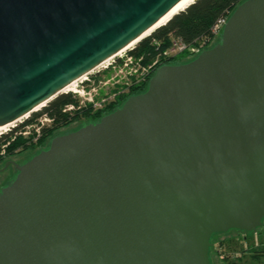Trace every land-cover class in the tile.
Segmentation results:
<instances>
[{
  "label": "water",
  "instance_id": "water-1",
  "mask_svg": "<svg viewBox=\"0 0 264 264\" xmlns=\"http://www.w3.org/2000/svg\"><path fill=\"white\" fill-rule=\"evenodd\" d=\"M180 1L0 0V128ZM10 165L0 264H211L214 235L264 227V0L239 4L211 48L160 67L146 92Z\"/></svg>",
  "mask_w": 264,
  "mask_h": 264
},
{
  "label": "trees",
  "instance_id": "trees-1",
  "mask_svg": "<svg viewBox=\"0 0 264 264\" xmlns=\"http://www.w3.org/2000/svg\"><path fill=\"white\" fill-rule=\"evenodd\" d=\"M245 1L246 0H197L184 12L179 13L166 25L160 27L153 32L151 36L145 38L137 44L131 54L134 56L145 55L147 58H152L160 51L166 50L169 45H171L173 39H180L188 44L201 40L202 42H205L206 49L211 48L219 39L216 38L212 32L214 25L222 17L229 18L236 7ZM154 41H157L160 44V47L156 46ZM187 56L189 58L187 61L181 60L180 55L179 57L169 59L164 63L165 65L187 63L197 57L190 56L189 54H187ZM155 73L156 72L152 74L151 78ZM151 78L142 86H132V93L122 97L117 104H113L97 111H95L93 106L90 105L77 109L74 112L65 113L64 110L68 105L79 106V99L71 93L61 94L54 100L50 101L42 110L33 113L29 120H27L23 125H30V123H33L35 120L37 121L43 117H48L52 120V124L49 127H44L42 129V134L39 136L37 143L30 142L33 138L26 140V138L19 136L14 139L16 133L18 132V129H15L0 136V152L5 149L6 155L12 156L17 149L22 147L24 150L35 149L37 150L35 154H37L47 148L53 137L63 131L72 129L71 127L75 124H79L77 126L79 127L84 123L98 122L104 116L114 112L129 97L146 92ZM4 159L5 157H0V162ZM250 251L252 252L253 250H249V252ZM253 252L255 253L254 259L257 258L256 260H260L262 255L258 254L259 251Z\"/></svg>",
  "mask_w": 264,
  "mask_h": 264
},
{
  "label": "built area",
  "instance_id": "built-area-1",
  "mask_svg": "<svg viewBox=\"0 0 264 264\" xmlns=\"http://www.w3.org/2000/svg\"><path fill=\"white\" fill-rule=\"evenodd\" d=\"M228 19H229L228 17L220 18L217 21V23L214 25V27L212 28V32L214 33L216 38L220 37L223 31V28L226 25ZM154 44L160 47V44L157 41H154ZM135 47L136 46H134L133 48L127 51H124L123 53H120L112 57L111 59L102 63L91 74L85 75L82 78L75 81L74 85L70 87V90H68L67 92L63 94L71 93L77 96L79 99V106L68 105L65 108L64 112L65 113L74 112L77 109L90 106V105L93 106V109L95 111L102 110L104 107H106L108 103H111L112 100L115 99L116 94H118V92H121L122 90H126L127 88H130L132 86H142L145 83H147L148 80L151 78L152 74L156 72V70H158L160 67L165 65L164 63L165 61L179 57L180 55H183V54H189L190 56H198L201 52H203L206 49L205 42H202L201 40L188 44L180 39H173L171 42V45H169V47L166 50L160 51L152 58L151 57L147 58L145 55L134 56L133 54H128V52H132ZM110 69L114 70L115 72L118 71L116 75L118 77L120 76L121 73L124 74V79L126 80V83H124V85L126 87L125 88L121 87V89L111 99H109L108 97L104 99H100L99 93L95 88L88 90L89 83H91L90 78L96 72H99L101 70H110ZM120 80H118V82L116 83H119ZM110 82L111 81H109L108 84ZM108 84H105V85H108ZM118 86L120 87V84H118ZM30 117L31 115L20 120L18 123L14 124L5 133L7 134L11 130L18 129V132L16 133L14 139L19 136L27 137L31 131L36 132L39 137L43 127L45 126V122L52 123V120L50 118L43 117V118L38 119L34 123H31L29 126H25V128L20 129V127L24 125L25 122L29 120ZM0 153L4 154L5 149H3L2 152ZM261 229H264V227ZM254 234L256 238L255 246L258 247L260 246L259 239H261V237L262 238L264 237V232H263V236H261L262 234L260 233V229H259L258 232ZM244 236L245 235H243V237ZM246 237L247 235L245 236V240L247 239ZM217 251H218L217 254L224 261L231 257L230 255L228 256V254H226V252L222 248H220Z\"/></svg>",
  "mask_w": 264,
  "mask_h": 264
},
{
  "label": "rangeland",
  "instance_id": "rangeland-1",
  "mask_svg": "<svg viewBox=\"0 0 264 264\" xmlns=\"http://www.w3.org/2000/svg\"><path fill=\"white\" fill-rule=\"evenodd\" d=\"M131 53L132 52H128V54H131ZM181 60L183 61L189 60L187 54L181 55ZM117 72L118 71L115 72L114 70L110 69V70H101L99 72L94 73L90 78L91 83H89L88 90L95 88L99 93L100 99H104L107 97L109 99L113 98L115 96V93H117L116 88L126 87L124 85V83H126V80L124 79V74L119 73L120 76L118 77L116 76ZM118 80H120V82L116 83L118 82ZM109 81L111 82L108 84ZM105 84H108V85H105ZM118 84H120V87L118 86ZM51 124L52 123L45 122L44 127H49ZM78 125L79 124H75L73 127L76 128ZM25 126H29V125L27 124ZM25 126L22 125L20 129L25 128ZM41 134H42V131H41ZM24 138H26V140L33 138L32 141H30L32 143L33 142L37 143V140L39 139L37 133L34 131H31L30 134ZM21 150H24V149L22 147L20 149H17L14 155L12 156L6 155V152L4 155L0 154V157H5V159L2 162H0V169H4L6 164L10 161L24 163L28 161L29 159H31L37 151L35 149H26L24 151H21ZM12 175H13V170L11 168L8 169L6 172L0 173V190L6 186L8 180L12 177ZM263 232H264V229H260V233L262 234L261 236H263ZM245 236L243 237V235L237 233L236 231H230L229 233L222 234V235L220 234L214 235V237L212 238L214 246L212 248V253H211V264H264V252H263L264 237L262 238L260 236L261 237V239H259L260 246L256 247L255 246V242H256L255 234L254 233L248 234L246 237L247 238L246 240H245ZM220 248H222L226 252V254H228V256L229 255L231 256L230 259L225 260V261L221 259V257L217 254L218 253L217 250H219ZM249 250L259 251L258 254L262 255V257H260L261 259L260 260H256L257 258L254 259L255 253L253 251L249 252Z\"/></svg>",
  "mask_w": 264,
  "mask_h": 264
},
{
  "label": "bare ground",
  "instance_id": "bare-ground-1",
  "mask_svg": "<svg viewBox=\"0 0 264 264\" xmlns=\"http://www.w3.org/2000/svg\"><path fill=\"white\" fill-rule=\"evenodd\" d=\"M197 0H182L180 1L174 8H172V10L166 15L164 16L155 26H153L152 28H150L149 30H147L141 37H139L136 41H134L133 43H131L129 46H127L125 49H123L122 51H120L118 54L123 53L124 51H127L131 48H133L135 45H137L138 43H140L142 40H144L145 38H147L148 36H150L153 32H155L157 29H159L160 27L166 25L172 18H174L175 16H177L179 13L184 12L189 6H191L192 4H194ZM117 54V55H118ZM73 84L68 85L67 87H65L64 89H62V91H60V93H65L68 90H70V87L73 86ZM49 103L46 102L40 106H38L34 112L41 110L43 107H45L47 104ZM13 125H9V126H5V127H1L0 128V136L7 132Z\"/></svg>",
  "mask_w": 264,
  "mask_h": 264
},
{
  "label": "flooded vegetation",
  "instance_id": "flooded-vegetation-1",
  "mask_svg": "<svg viewBox=\"0 0 264 264\" xmlns=\"http://www.w3.org/2000/svg\"><path fill=\"white\" fill-rule=\"evenodd\" d=\"M116 89H117V92H118L121 88H116ZM116 89H115V90H116ZM129 93H130V94L132 93V87L127 88L126 90H122L121 92H118V94L115 93V94H116L115 99L112 100L111 103H108V104L106 105V107H109V106H111V105H113V104H117V102H119V101L121 100L122 97L128 95ZM106 107H104V108H106ZM10 162H14V163L19 164V165H22V164H23V162H21V163H18V162H16V161H10ZM10 168L13 170V175H12V177L8 180V182H10V181L14 178V176H15V174H16V168H15L13 165H10L8 169H10ZM8 169H6L5 171H2L3 169H0V173L6 172ZM8 182H7V183H8Z\"/></svg>",
  "mask_w": 264,
  "mask_h": 264
}]
</instances>
